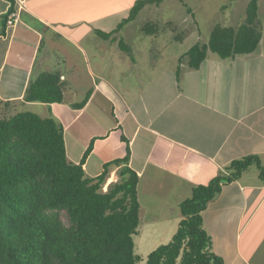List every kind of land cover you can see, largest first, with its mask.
<instances>
[{"label": "crops", "instance_id": "crops-1", "mask_svg": "<svg viewBox=\"0 0 264 264\" xmlns=\"http://www.w3.org/2000/svg\"><path fill=\"white\" fill-rule=\"evenodd\" d=\"M137 1L26 0L20 20L10 27L8 12L17 4L0 0V100L11 103L6 114L55 116L70 161L79 163L90 148L83 166L89 176L129 150V165L139 175L135 237L149 251L150 239L172 238L180 203L195 185L208 183L233 159L248 154L264 159V24L251 54L223 59L209 52L198 69L181 63L178 74V66L152 65L134 75L127 71L139 63L124 56L119 40L131 42L157 13L147 5L138 25L137 16L115 30ZM165 1L172 0L160 5ZM234 4L221 5L229 21L223 25L237 26L245 18L246 11ZM180 22L181 28L189 24L186 18ZM195 34L182 42L195 43L201 38L193 40ZM47 72L61 76L65 100L25 101L31 79ZM88 94L84 106H75ZM116 179L114 169L107 183ZM203 219L224 264H264V182L255 167L225 185Z\"/></svg>", "mask_w": 264, "mask_h": 264}, {"label": "trees", "instance_id": "trees-1", "mask_svg": "<svg viewBox=\"0 0 264 264\" xmlns=\"http://www.w3.org/2000/svg\"><path fill=\"white\" fill-rule=\"evenodd\" d=\"M258 1H249L239 25L216 24L207 42L199 39L184 51L178 74L181 63L200 68L209 52L223 59L255 52L262 38ZM162 2L137 1L115 32L145 6ZM186 32L175 35V40L182 41ZM119 45L131 56L123 39ZM89 96L75 106H84ZM24 100L63 102L61 76L47 72L31 79ZM10 104L0 100V264H224L213 251L203 211L225 185L252 167L264 182L260 155L233 159L208 183L195 185L191 196L180 203L181 220L172 238L144 258L135 250L141 204L139 175L129 165V150L105 163L99 175L89 176L83 166L90 148L79 163L70 161L64 128L55 116L27 110L6 114ZM114 169L117 179L107 183Z\"/></svg>", "mask_w": 264, "mask_h": 264}, {"label": "rangeland", "instance_id": "rangeland-1", "mask_svg": "<svg viewBox=\"0 0 264 264\" xmlns=\"http://www.w3.org/2000/svg\"><path fill=\"white\" fill-rule=\"evenodd\" d=\"M249 1L250 0H172L165 1L164 4L160 5L158 8L156 7L157 5L148 7L153 11H156L157 17L155 18L159 21L154 20L155 18H153L146 28L139 29L137 32H135V36L131 42H127L126 40V44H128V46L130 44L129 47L132 49V54L129 56L130 59L132 60L133 58H136L137 62L139 63L135 69L127 72L134 73L135 75L136 72L143 69V67H150L152 65L162 68L169 65L177 67L179 65L178 59L181 56L179 52L183 50L186 51L189 48H187V45L193 43L191 41L192 39L182 42L191 31L196 33L193 37V40L199 36L201 37L199 39H201L202 42H205V40L209 38L211 32L210 30L214 24L216 25L221 23V25H223L229 23V21H226L227 19L225 18L227 11L221 9V5L227 4L229 6L231 3H235L234 6L236 5L235 7L237 9L246 11ZM258 2L259 20L264 24V0H259ZM188 8L192 10L193 14H187ZM185 18L186 21L189 20V24L184 23L183 25H186V27L181 28L182 25L180 24V21ZM140 19H142V16H138L134 23L138 25ZM165 20H171L172 22H169V24L166 25L164 24ZM170 25L172 27L174 25L177 26V31H173L174 29H171ZM184 29L187 32L185 35H183V40H175L174 37H176L179 33H182V30ZM150 50L152 51V54L147 57V53ZM121 52L124 54V56L127 55L125 50L121 49ZM163 226L165 227L166 224ZM162 228L163 227H161V230L165 231V228ZM158 236H160V234ZM134 238L136 242V253L144 258H146V256L158 245L168 241V239L163 240L162 238L150 239L152 243L151 246H149V251H147V245L145 246V249H143L144 245L140 246L138 236H134Z\"/></svg>", "mask_w": 264, "mask_h": 264}, {"label": "built area", "instance_id": "built-area-1", "mask_svg": "<svg viewBox=\"0 0 264 264\" xmlns=\"http://www.w3.org/2000/svg\"><path fill=\"white\" fill-rule=\"evenodd\" d=\"M11 1L17 4V9L8 12L6 23L10 27L15 26L17 22L20 20V12L24 9L26 0H11Z\"/></svg>", "mask_w": 264, "mask_h": 264}]
</instances>
